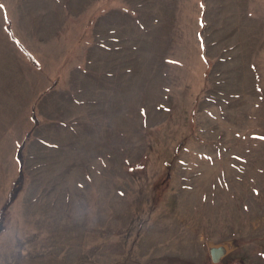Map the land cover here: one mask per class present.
<instances>
[{"label": "rangeland", "instance_id": "374dc122", "mask_svg": "<svg viewBox=\"0 0 264 264\" xmlns=\"http://www.w3.org/2000/svg\"><path fill=\"white\" fill-rule=\"evenodd\" d=\"M0 4V264H264V0Z\"/></svg>", "mask_w": 264, "mask_h": 264}, {"label": "trees", "instance_id": "16d2710c", "mask_svg": "<svg viewBox=\"0 0 264 264\" xmlns=\"http://www.w3.org/2000/svg\"><path fill=\"white\" fill-rule=\"evenodd\" d=\"M6 27H7V30H8V33H9L10 37L17 42L18 46L26 54V56L29 58L30 62L33 63V64H36L35 59L31 55V53L24 47V45L20 41H18L16 39L14 31L12 30V27H11V22L10 21H8ZM24 148H25V141H23L20 144L18 152H17V156H18V159H19V162H20V174H19L18 178L15 180V182L13 184V187H12V190H11L10 196H9V202L12 201L15 198L16 194L18 193V191L21 188L22 176H23L22 164H23V159H24ZM5 215H6V210H2V212L0 213V231H2L3 228H4Z\"/></svg>", "mask_w": 264, "mask_h": 264}, {"label": "water", "instance_id": "95a60500", "mask_svg": "<svg viewBox=\"0 0 264 264\" xmlns=\"http://www.w3.org/2000/svg\"><path fill=\"white\" fill-rule=\"evenodd\" d=\"M209 250L211 258L214 262L219 261L230 251V243L229 242H211L209 244Z\"/></svg>", "mask_w": 264, "mask_h": 264}, {"label": "snow or ice", "instance_id": "6c2138e0", "mask_svg": "<svg viewBox=\"0 0 264 264\" xmlns=\"http://www.w3.org/2000/svg\"><path fill=\"white\" fill-rule=\"evenodd\" d=\"M4 8V5L3 4H0V9H3Z\"/></svg>", "mask_w": 264, "mask_h": 264}]
</instances>
